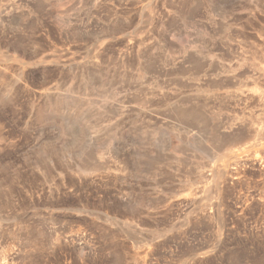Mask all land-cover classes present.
<instances>
[{"label":"rangeland","instance_id":"obj_1","mask_svg":"<svg viewBox=\"0 0 264 264\" xmlns=\"http://www.w3.org/2000/svg\"><path fill=\"white\" fill-rule=\"evenodd\" d=\"M221 1L0 0V264H264V0Z\"/></svg>","mask_w":264,"mask_h":264},{"label":"bare ground","instance_id":"obj_2","mask_svg":"<svg viewBox=\"0 0 264 264\" xmlns=\"http://www.w3.org/2000/svg\"><path fill=\"white\" fill-rule=\"evenodd\" d=\"M221 1V0H220ZM223 1V0H222ZM221 1V2H222ZM247 1H249V0H247ZM247 1H245V3L247 2ZM255 1V0H254ZM243 2H244V0H243ZM250 2H251V0H250ZM250 2H248V3H250ZM227 3L229 4V5H235V4H240V3H242L240 0H230V1H227ZM244 3V4H245ZM226 4V3H225ZM227 5V4H226ZM241 5V4H240ZM246 5V4H245ZM228 7V6H227ZM235 7V6H234ZM241 7V6H240ZM230 10V9H229ZM234 10V9H233ZM232 12V11H231ZM229 13V12H228ZM233 15H234V13H233ZM230 17V16H229ZM232 17H235V16H232V14H231V19L232 20H234ZM230 19V20H231ZM235 21V20H234ZM218 22V21H217ZM229 23V22H228ZM231 23H232V21H231ZM231 23H229V24H231ZM234 23V22H233ZM232 23V24H233ZM234 25V24H233ZM232 25V26H233ZM220 28V27H219ZM221 29V28H220ZM219 29V30H220ZM230 29V28H229ZM231 29H233V28H231ZM230 29V30H231ZM231 33H232V31H231ZM229 34V35H231L232 36V34ZM229 35H228V38L230 39V37H229ZM232 38H233V36H232ZM231 40H234V39H230V41ZM204 41V40H203ZM232 42V41H231ZM234 42V41H233ZM243 44V43H242ZM230 45V44H229ZM228 46V45H227ZM233 48V47H232ZM223 50V49H222ZM219 51V50H218ZM204 54V53H203ZM253 56V55H252ZM263 58V57H262ZM257 66H259V65H257ZM217 69V68H216ZM253 70H254V68H253ZM224 73H226V72H224ZM255 76H252V74L250 75L251 76V78L252 77H254V78H252L253 80H254V82H252L253 83V91L255 92V93H259V94H261L262 92H263V83H264V65L263 66H259V67H257V69H256V74H254ZM215 77V76H214ZM225 78V77H224ZM226 79V78H225ZM230 82V81H229ZM230 85V84H229ZM247 85V84H246ZM252 95V94H251ZM264 95V94H263ZM197 117H198V115H197ZM200 117V116H199ZM197 119V118H196ZM247 126V125H246ZM247 131V130H246ZM251 131V130H250ZM231 133V132H230ZM249 134H251V133H249ZM218 136V135H217ZM225 141V140H224ZM210 142V141H209ZM206 145V144H205ZM174 148H175V146H174ZM263 156V155H262ZM247 158V157H246ZM260 161V160H259ZM251 162V161H250ZM254 167V166H253ZM231 174V173H230ZM231 178V177H230ZM225 183V182H224Z\"/></svg>","mask_w":264,"mask_h":264}]
</instances>
